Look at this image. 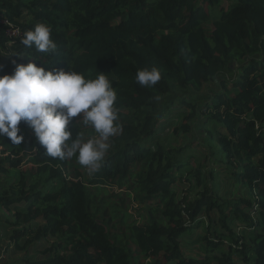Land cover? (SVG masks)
Segmentation results:
<instances>
[{
  "label": "trees",
  "instance_id": "16d2710c",
  "mask_svg": "<svg viewBox=\"0 0 264 264\" xmlns=\"http://www.w3.org/2000/svg\"><path fill=\"white\" fill-rule=\"evenodd\" d=\"M0 14L22 35L49 24L60 46L1 31L0 76L18 52L104 72L121 125L93 173L44 155L23 121L21 144L0 138V231L26 255L13 264H264V0H0ZM152 66L162 79L141 87ZM221 174L239 194L222 195ZM199 230L202 252L186 255Z\"/></svg>",
  "mask_w": 264,
  "mask_h": 264
},
{
  "label": "clouds",
  "instance_id": "9594fccd",
  "mask_svg": "<svg viewBox=\"0 0 264 264\" xmlns=\"http://www.w3.org/2000/svg\"><path fill=\"white\" fill-rule=\"evenodd\" d=\"M52 32L49 24L37 23L23 33L19 42L25 49L58 55L60 46ZM25 56L31 57L22 52L9 56L15 57L12 59L15 69L0 76V138L21 144L25 137L19 134V125L23 121L32 129L35 141L47 157L53 160L76 157L90 173L98 171L111 147L110 138L121 128L112 81L100 71L96 78L86 79L84 73L71 67L68 71L46 70L39 56L32 57L26 65L17 63ZM161 79L162 73L155 66L138 69L135 76L136 83L144 88L154 87ZM78 116L80 119L74 123L73 118ZM80 122L94 129L98 136L85 141L83 132L73 130Z\"/></svg>",
  "mask_w": 264,
  "mask_h": 264
},
{
  "label": "rangeland",
  "instance_id": "374dc122",
  "mask_svg": "<svg viewBox=\"0 0 264 264\" xmlns=\"http://www.w3.org/2000/svg\"><path fill=\"white\" fill-rule=\"evenodd\" d=\"M4 20L3 17L0 15V34H1V31H3V26H1V21ZM195 97H197L198 95H194ZM164 124V123H163ZM165 126V125H163ZM172 131V129L170 130ZM169 131V135L171 134V136L169 138H172V132ZM95 133V132H94ZM96 136H98L97 133H95ZM117 135V134H116ZM194 144V143H193ZM194 147L197 146V144L195 143L193 145ZM198 150H200L198 148ZM196 150V151H198ZM202 150V149H201ZM221 183V192H223L222 195H225L227 192H228V195L232 194V195H237L240 193V189L238 187H235V188H230V185L227 184L226 180H224V175L221 174L220 175V181ZM132 206L133 207H137L136 203H132ZM5 209H1L0 210V214L4 212ZM131 210V209H130ZM242 228V227H240ZM10 237V234L9 232L6 230H1L0 231V239H2V242L0 243V262L2 263H6L7 261H10L11 264H13V261H16V260H21L23 257H25V253L22 252V253H16V257L14 256H10L9 252H13L14 249H11L8 245V242L7 240L9 239ZM200 237H201V232L200 230L197 232H194L193 234H189L185 237V241H184V251L186 253V255L188 254H192L193 256H197L199 255L200 252H202V246H201V243H200ZM34 251H31L29 253V256L30 257H34L35 254ZM7 258V260H6ZM26 258V257H25ZM24 258V259H25ZM4 261V262H3ZM21 263V261H20ZM15 264H19V262L15 263Z\"/></svg>",
  "mask_w": 264,
  "mask_h": 264
},
{
  "label": "built area",
  "instance_id": "2783aa9c",
  "mask_svg": "<svg viewBox=\"0 0 264 264\" xmlns=\"http://www.w3.org/2000/svg\"><path fill=\"white\" fill-rule=\"evenodd\" d=\"M3 19L4 20L1 21V26H3V30H5L6 36L8 38H18L22 35L18 28H14L6 18L3 17Z\"/></svg>",
  "mask_w": 264,
  "mask_h": 264
},
{
  "label": "crops",
  "instance_id": "0c3cea01",
  "mask_svg": "<svg viewBox=\"0 0 264 264\" xmlns=\"http://www.w3.org/2000/svg\"><path fill=\"white\" fill-rule=\"evenodd\" d=\"M11 249H12V248H11ZM9 254H10V256H14V257H16V255H17V254H16V255H14V253H13V252H11V253L9 252ZM6 260H7V258H6Z\"/></svg>",
  "mask_w": 264,
  "mask_h": 264
}]
</instances>
